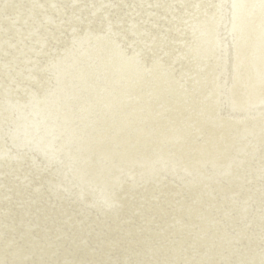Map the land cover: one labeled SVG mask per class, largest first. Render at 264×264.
<instances>
[{
    "label": "rangeland",
    "instance_id": "374dc122",
    "mask_svg": "<svg viewBox=\"0 0 264 264\" xmlns=\"http://www.w3.org/2000/svg\"><path fill=\"white\" fill-rule=\"evenodd\" d=\"M235 1L0 0V264H264V92L234 107L230 61L264 0Z\"/></svg>",
    "mask_w": 264,
    "mask_h": 264
},
{
    "label": "bare ground",
    "instance_id": "6f19581e",
    "mask_svg": "<svg viewBox=\"0 0 264 264\" xmlns=\"http://www.w3.org/2000/svg\"><path fill=\"white\" fill-rule=\"evenodd\" d=\"M237 1H239V0H236L235 2H237ZM240 4V3H239ZM235 5H236V3H235ZM236 9H237V7H236ZM259 9H262V11H259V13L258 14H256L255 15V18H254V20H252L249 24H248V26H246V27H242V25H240V22H242L241 20L243 19V17H244V15H245V12H243L242 14V16L241 17H238L237 16V14H236V16L234 17V23H235V27L237 28L236 29V31L234 32V36H237V37H239V36H241V35H244L245 33H244V31H246L247 30V27H249L250 26V24H252V27L250 26L249 28H251V30L253 31V30H255L256 28H257V24H258V22H261L262 20L264 21V6L261 8H259ZM248 31V30H247ZM255 36V34L254 33H252V38H253V40H254V42H252V39H251V37H250V41H249V45H247V49L249 50V54L251 55V56H256L257 58H256V60L255 61H253L251 64L250 63H246V62H244L243 63V60H241V59H239L240 57H239V55H237V58H234V55H233V59H231L230 61H232L231 63H232V66H234L235 67V65H236V68H235V73H236V76H237V74L238 73H240V71H242L241 73H240V75L237 77V80H235L234 82V84H233V86H234V90L235 89H237V87L239 88V89H241L242 88V86L244 85V83H245V81H246V79H247V85H248V87L247 86H244V89H245V93H239V95H238V98L236 99V100H238L239 102H237V103H234V107H236L237 109H238V106L239 105H241V103L242 102H244V101H247L246 102V104H248V107H250V106H253V102H255L256 100H258L257 98L258 97H260V96H262V93L264 92V71L263 70H258V65H261L263 62H264V49L262 48V47H259L258 46V39L256 40V38L254 37ZM204 38V37H203ZM205 40H207L206 38H205ZM202 42V41H201ZM207 41H205L204 43H206ZM263 42H264V40H263ZM237 49H239L238 48V46H237ZM242 49V48H241ZM239 51V50H238ZM241 51V50H240ZM215 54V53H214ZM223 56H224V59H225V53L223 54ZM216 57V56H215ZM239 57V58H238ZM218 59V58H217ZM206 61H208V60H206ZM210 61V60H209ZM228 61L229 60H227L226 59V61L224 60L223 61V69H224V71L223 72H225L226 73V71H227V65H228ZM208 63V62H207ZM209 64H211V62L210 63H208L207 65H209ZM178 66H180L181 67V63L180 64H177ZM209 66H212V65H209ZM215 66V65H214ZM206 67H208V66H206ZM239 67V68H238ZM210 68V67H209ZM254 68V71H253V73L251 72V70ZM212 69V68H211ZM205 71V70H204ZM212 71V70H211ZM238 71V72H237ZM201 72V71H200ZM203 72V71H202ZM211 73V72H210ZM206 74H207V72H206ZM205 74V75H206ZM212 74H214L213 76H214V78H213V80H215L216 82H218L217 80H220L219 78L217 79V77L219 76V74L218 73H212ZM260 74H263V80H262V83L260 84V87H258V82H259V80H258V77H261L260 76ZM236 76H234V78H236ZM200 78V77H199ZM222 78V77H221ZM200 81V79H198V81H197V77H196V80H194L193 82L192 81H190L191 83H196V82H199ZM222 81V80H221ZM201 82V81H200ZM197 85H200L199 83L197 84ZM217 84H215L213 87V89H211V90H209V93H214L215 95H216V93H217V91L220 89L219 87H217L216 86ZM211 87V86H210ZM258 87V88H257ZM219 88V89H218ZM219 92V91H218ZM185 106V105H184ZM263 106H264V102H263ZM234 107H232V108H234ZM245 108V107H244ZM231 109V108H230ZM230 109H228V110H230ZM243 109V108H242ZM232 111V110H231ZM234 111V110H233ZM229 112V111H228ZM239 112V111H238ZM241 112V111H240ZM216 113L218 114V112H217V110H216V108H214V110L211 112V115H216ZM241 118H243V119H241ZM260 118H263L262 116H260ZM233 120L231 121V122H229V123H227L228 121H230V120H227V119H222L223 121H222V123H227V125L229 124V127H228V129L229 130H231L232 129V127L234 128V129H239L240 128V126H239V124H244V126L246 125V123H249L251 120H247L248 118H245V117H234V118H232ZM246 122V123H245ZM252 123H257V122H259L258 120H254V121H251ZM253 127H255V125H253ZM259 138H261L260 139V141L258 142V144H259V146H260V144L262 143V145L264 144V133H263V135L262 136H260ZM72 139V138H71ZM207 147H208V145H207ZM239 152V154L237 155V157H242L243 156V153L242 152H240V151H238ZM237 152V153H238ZM240 155V156H239ZM255 157V156H254ZM249 159H251V158H249ZM209 173H211V172H208L207 173V175H209ZM47 179V178H46ZM46 181H49V178L46 180ZM205 181H207L206 179H205ZM63 182V181H62ZM46 182H43V184H45ZM57 186H61V184L60 183H57ZM200 186H203V185H200ZM62 187V186H61ZM58 191V190H57ZM150 191V188L147 190V192H149ZM220 193V192H219ZM142 194H144V193H142ZM46 201V200H45ZM39 207V206H38ZM44 207H41L40 206V208H39V210H36V212L34 213V215L35 216H38V214H37V212H40L42 209H43ZM40 214V213H39ZM73 221V220H72ZM72 224V223H71ZM71 224H69L70 226H71ZM74 224V223H73ZM68 225V224H67ZM68 225V226H69ZM67 226V227H68ZM64 227H66V225H64ZM67 227L65 228L66 230H67ZM63 229V228H62ZM70 229V228H69ZM66 230H64L63 229V232L64 231H66ZM27 242V241H26ZM26 242H24V243H26ZM29 243L28 244H30V241H28ZM34 242H36V243H34ZM33 243H32V245H29V246H26V245H24V244H21L20 246H19V251H20V253L22 254L21 256L23 257L22 259H26V257H27V254L29 253V252H34L36 249H38V247L39 248H42L45 244H44V242H46V241H44V240H42V239H40V240H38V241H34ZM63 243V242H62ZM52 244H53V242H51L50 243V245L49 246H52ZM48 246V247H49ZM48 247H47V249H48ZM50 250H53V249H50ZM25 254V255H24ZM44 264H48V262L46 261V262H44Z\"/></svg>",
    "mask_w": 264,
    "mask_h": 264
}]
</instances>
